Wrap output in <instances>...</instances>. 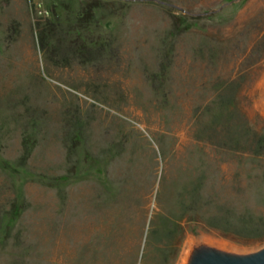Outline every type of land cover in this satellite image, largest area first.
<instances>
[{"label":"rangeland","instance_id":"374dc122","mask_svg":"<svg viewBox=\"0 0 264 264\" xmlns=\"http://www.w3.org/2000/svg\"><path fill=\"white\" fill-rule=\"evenodd\" d=\"M36 1L0 0V264L263 248L211 223L263 213L264 0H101L80 34Z\"/></svg>","mask_w":264,"mask_h":264},{"label":"trees","instance_id":"16d2710c","mask_svg":"<svg viewBox=\"0 0 264 264\" xmlns=\"http://www.w3.org/2000/svg\"><path fill=\"white\" fill-rule=\"evenodd\" d=\"M82 2H83V5L81 7V13H80V16L78 17L79 22L77 23L79 27L77 31L79 34L82 31V28H87L88 26H90L91 20L94 17L95 10L98 9L102 5L101 0H82ZM46 21L47 22L44 23V25L40 28V31H39V35H40L39 43L42 49L45 46L44 41H43L45 33L54 29L53 27L51 28V25L55 26V24L56 25L59 24L57 21H54V20L53 21L46 20ZM98 46H99V43L97 47ZM103 46H104V43L101 42L100 47L103 48ZM258 141H259V145H260V142L261 144H263V141H260V139H258ZM220 213H221V216L216 217L219 222H217L216 224L213 221V223H211L212 226L222 227L226 229L227 231L234 233L235 235H240L244 237L248 236L249 238L251 237V238H257V239L264 238V205H263V213L260 215H255L250 210L241 212L239 215H237V213L231 209L221 211Z\"/></svg>","mask_w":264,"mask_h":264},{"label":"water","instance_id":"95a60500","mask_svg":"<svg viewBox=\"0 0 264 264\" xmlns=\"http://www.w3.org/2000/svg\"><path fill=\"white\" fill-rule=\"evenodd\" d=\"M187 264H264V247L256 252L241 255L202 246L194 249Z\"/></svg>","mask_w":264,"mask_h":264},{"label":"built area","instance_id":"2783aa9c","mask_svg":"<svg viewBox=\"0 0 264 264\" xmlns=\"http://www.w3.org/2000/svg\"><path fill=\"white\" fill-rule=\"evenodd\" d=\"M44 2L45 0H38L34 2L33 5L35 8L36 15H39V17L47 18L50 15L51 11L46 8Z\"/></svg>","mask_w":264,"mask_h":264},{"label":"bare ground","instance_id":"6f19581e","mask_svg":"<svg viewBox=\"0 0 264 264\" xmlns=\"http://www.w3.org/2000/svg\"><path fill=\"white\" fill-rule=\"evenodd\" d=\"M185 258V257H184Z\"/></svg>","mask_w":264,"mask_h":264}]
</instances>
